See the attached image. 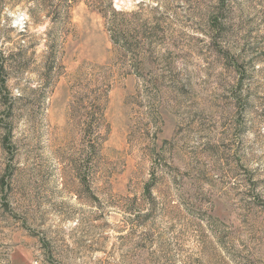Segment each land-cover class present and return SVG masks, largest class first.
<instances>
[{"label": "rangeland", "instance_id": "obj_1", "mask_svg": "<svg viewBox=\"0 0 264 264\" xmlns=\"http://www.w3.org/2000/svg\"><path fill=\"white\" fill-rule=\"evenodd\" d=\"M0 264H264V0H0Z\"/></svg>", "mask_w": 264, "mask_h": 264}, {"label": "trees", "instance_id": "obj_2", "mask_svg": "<svg viewBox=\"0 0 264 264\" xmlns=\"http://www.w3.org/2000/svg\"><path fill=\"white\" fill-rule=\"evenodd\" d=\"M114 38L117 39L116 36H115ZM145 191L147 192V194L150 195V193H151V191H150V186H148L147 189H146Z\"/></svg>", "mask_w": 264, "mask_h": 264}]
</instances>
